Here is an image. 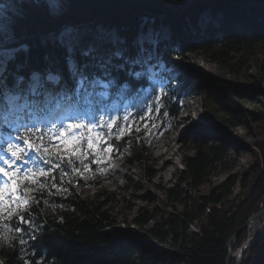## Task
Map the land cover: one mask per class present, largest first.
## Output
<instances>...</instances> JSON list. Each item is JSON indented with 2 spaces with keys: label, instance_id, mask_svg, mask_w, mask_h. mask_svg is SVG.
I'll list each match as a JSON object with an SVG mask.
<instances>
[{
  "label": "trees",
  "instance_id": "obj_1",
  "mask_svg": "<svg viewBox=\"0 0 264 264\" xmlns=\"http://www.w3.org/2000/svg\"><path fill=\"white\" fill-rule=\"evenodd\" d=\"M64 3L66 7L62 14L52 18L43 6L44 0H3V5L15 17L18 40L26 50H31L24 69L25 84L32 70H39V74L44 76L53 72L60 77V87L74 94L75 81L66 58L72 59L76 67L87 61L79 51L66 55L60 46L57 33L67 26L75 29L74 35L99 34L98 27L104 31L103 34L115 29L129 57L134 55L140 36L150 28L157 34V54L166 67L178 58L188 59L189 55H197L219 71L234 75H240L246 68L244 56L256 46L264 45V0H64ZM259 70L263 75L255 86L261 89H254V93L264 91V56ZM100 78L106 83L112 82L110 99L131 102L130 114L143 113L149 106H158L161 116L168 113L167 118L174 121L181 111L172 95L161 94L143 76L129 77L125 70L115 71L107 77L101 74ZM199 81L198 88L206 91L217 107L208 111L205 121L192 132L191 141L196 143L198 150L182 159L183 169L179 172L178 183L189 190L198 188L206 180L221 155L219 147L208 143L207 134L216 133L217 125L237 126V110L231 102L235 98L246 97L241 90L243 88L224 79L205 74ZM79 97L85 101L83 94ZM90 99L99 106V96L93 95ZM107 103L102 101V104ZM249 115L259 119V115L252 112ZM138 124L140 131H135L137 125L134 123L130 135L119 141L113 137L110 141L119 146V151L111 154L112 160H123L128 168L145 164L148 159V148L139 140L144 122L139 121ZM253 153V164L247 169L246 177L241 179L242 188H245L248 175L255 176V187L245 201L242 196L233 197L229 206L224 208L223 203L231 195L236 182L233 177L207 195L194 200L187 198L185 208L176 214L157 221L153 213L145 211L139 214L133 219L137 231L115 225L104 209L108 193L96 194L91 199L81 198L76 191L88 182L82 181L79 175L65 177L63 187L68 189L67 192L49 196L47 189H42L31 194L49 201L48 204L42 201L40 205H33L32 209L37 212L33 218L43 231L36 241L23 249L18 243L13 247L0 239V262L166 264L167 259L170 264H226V246L230 238L251 216L264 208V140ZM92 168V173L96 174L97 166ZM146 172L148 177L153 176L151 169ZM70 178L71 183L68 182ZM95 185L92 183L90 186ZM53 204L57 205L55 209ZM202 216H205V221L191 230L190 226ZM152 221L154 223L146 228ZM247 234V229L239 233L233 250L245 241ZM157 244L171 248L159 251ZM153 252L159 254L154 255ZM242 264H264V236L246 251Z\"/></svg>",
  "mask_w": 264,
  "mask_h": 264
},
{
  "label": "snow or ice",
  "instance_id": "obj_2",
  "mask_svg": "<svg viewBox=\"0 0 264 264\" xmlns=\"http://www.w3.org/2000/svg\"><path fill=\"white\" fill-rule=\"evenodd\" d=\"M43 6L49 16L57 18L66 4L64 0H44ZM118 44L115 34L61 33L60 46L66 55L79 51L87 61L73 69L74 95L69 96L67 90L60 87L59 76L32 74L39 70L29 72L31 79L25 84L24 69L31 50H26L18 40L15 17L0 0V121L9 130L7 140L0 135V140L4 141L0 151L5 152L0 155V239L6 245L15 247L18 243L22 249L26 248L43 231L36 224L33 217L37 212L32 209L33 205L49 201L36 198L32 193L42 189H47L49 196L67 192L63 187L65 177L79 175L83 178L84 173L93 171V165L101 172L106 170L99 167L106 162L104 154L119 151V146L110 142L113 137L119 141L130 135L134 123L135 131H140L139 121L144 122L145 128L150 122L155 127L151 113H159L158 106H149L135 115L125 113L122 117L101 115L85 120L79 114L68 115L47 125L26 120L36 107H47L54 101L59 108L60 101L76 100L81 94L85 100L93 95L106 97L112 82H104L101 74L107 77L115 71L126 70L129 77L139 78L143 71L137 70L138 67L151 71L157 44L152 29L148 28L140 36L131 57L126 50L117 48ZM97 88L105 91L97 92ZM68 182H72L71 178ZM52 206L55 209L57 205ZM25 264L32 262L26 260Z\"/></svg>",
  "mask_w": 264,
  "mask_h": 264
},
{
  "label": "rangeland",
  "instance_id": "obj_3",
  "mask_svg": "<svg viewBox=\"0 0 264 264\" xmlns=\"http://www.w3.org/2000/svg\"><path fill=\"white\" fill-rule=\"evenodd\" d=\"M69 31L72 34L75 33L72 29L65 28L59 33V40L61 33ZM98 33H103V31ZM107 33L117 35L115 29H111ZM153 33L155 35L154 31ZM156 36L157 34L155 38ZM119 46L116 47L123 50L121 45ZM263 56L264 45H258L248 52L243 58L246 68L240 75L219 71L215 65L197 55H189L188 59L178 58L170 68L160 65L158 57L152 60L159 67L151 68L150 73H146L147 70H145L144 74L148 80L157 84L161 94L172 95L173 100L178 103L181 109L179 115L174 121H171L166 115L161 116L157 112L151 114L155 120V127L150 122L148 128L144 127L139 138L141 143L148 148V159L145 164H137L128 168L124 166L123 160H112L111 154L105 153L106 162L99 167L106 170L103 172L98 170L96 174L84 173L82 181L88 183H85L83 188L77 189L76 193L84 199H91L102 192L108 193L104 209L107 210L116 226L121 228L128 226L132 231H137V227L133 225V219L139 214L145 211L153 213L155 221L176 214L185 208L187 198L194 200L199 196L207 195L233 177L236 182L231 188V195L223 203L224 208L229 206L233 197L242 196L243 198H240L245 201L247 194L255 187V176L248 175L245 188H242L241 179L246 177L247 169L253 164L255 159L253 150L264 140V91L253 92L254 89H261V87L255 86V82L263 75L259 70ZM205 74L224 79L243 88L241 90L246 94V97L235 98L231 102L232 107L237 110L235 118L237 126L230 128L217 125L216 133L207 134L206 138L210 140L208 143L219 147L221 155L206 180L198 188L189 190L178 183L179 172L183 169L182 159L198 150L196 143L191 141L192 132L199 128V123L205 121L208 111L217 107L215 102L208 97L206 91L198 88L199 79ZM102 98L106 99L107 96ZM116 103V100H112L110 105ZM84 107V111L81 112L80 106L77 104L74 108L76 115H81L85 120L94 119L90 108L87 105ZM122 108V111L126 112L128 104L124 103ZM249 112L259 115V119H253ZM101 115L107 118L108 110L101 109L98 116ZM183 117L186 118L182 119ZM186 121L188 123H185ZM30 122H38L41 125L48 124L44 119L35 120L34 116L31 117ZM147 169L153 171L152 177L147 176ZM92 183L96 184L95 187L90 186ZM204 221L205 216H202L199 221L190 226V229H197L198 225ZM153 223V221L150 222L146 228H149ZM245 229L248 231L247 238L233 250L237 239L235 240L232 247L233 257L229 264L232 261L233 264H237V250L255 233L264 229V221L260 220L252 225L251 229L250 227ZM252 245L242 253L240 264H242L243 255ZM158 246L159 251L171 248L169 245ZM153 254L159 253L153 252ZM165 261L166 264H170V260L166 259Z\"/></svg>",
  "mask_w": 264,
  "mask_h": 264
},
{
  "label": "water",
  "instance_id": "obj_4",
  "mask_svg": "<svg viewBox=\"0 0 264 264\" xmlns=\"http://www.w3.org/2000/svg\"><path fill=\"white\" fill-rule=\"evenodd\" d=\"M264 218V208L254 214L253 216H251L246 223L230 238V240L227 243L226 249L228 252L227 255V259H226V264H229L231 261V258L233 257V252H232V247L234 245L235 240L237 239V236L239 235V233L245 229L248 228L250 225H252L253 223H256L258 221H260L261 219ZM264 236V229L258 233H255L246 243H244L238 250L236 253V262L237 264H240V259L242 257V253L245 251V249L252 245L253 243H255L256 241H258L260 238H262Z\"/></svg>",
  "mask_w": 264,
  "mask_h": 264
},
{
  "label": "bare ground",
  "instance_id": "obj_5",
  "mask_svg": "<svg viewBox=\"0 0 264 264\" xmlns=\"http://www.w3.org/2000/svg\"><path fill=\"white\" fill-rule=\"evenodd\" d=\"M40 108H45V106H40ZM184 118H186V117H183L182 119H184ZM261 221H264V218L263 219H261ZM257 223V222H256ZM255 223H253L252 225H254ZM252 225H250L249 227H252Z\"/></svg>",
  "mask_w": 264,
  "mask_h": 264
}]
</instances>
